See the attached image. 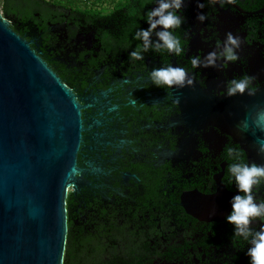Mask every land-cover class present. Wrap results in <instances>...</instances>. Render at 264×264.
Instances as JSON below:
<instances>
[{
    "label": "flooded vegetation",
    "instance_id": "af4514ba",
    "mask_svg": "<svg viewBox=\"0 0 264 264\" xmlns=\"http://www.w3.org/2000/svg\"><path fill=\"white\" fill-rule=\"evenodd\" d=\"M204 3L199 10L189 0L184 9L177 30L191 34L184 56L150 51L135 63L128 52L139 43L136 28L146 27L143 12L107 21L52 9L12 26L79 106L78 173L67 191L66 221L77 240L92 241L103 264H247L246 245L232 242L224 220L235 191L226 149L241 143L230 129L238 119L224 117L222 108L235 103L227 102L223 82L247 72L262 87L264 0ZM198 10L207 13L203 23ZM229 30L242 37L241 59L191 69L188 56L209 51ZM169 62L192 71L203 98L193 86L176 93L140 86L147 69Z\"/></svg>",
    "mask_w": 264,
    "mask_h": 264
},
{
    "label": "water",
    "instance_id": "95a60500",
    "mask_svg": "<svg viewBox=\"0 0 264 264\" xmlns=\"http://www.w3.org/2000/svg\"><path fill=\"white\" fill-rule=\"evenodd\" d=\"M227 102L235 103L222 110L238 119L230 129L240 148L264 163L257 142L264 131L255 124L264 83ZM245 121L247 130L238 127ZM81 131L73 94L0 13V264H63L65 200L76 183Z\"/></svg>",
    "mask_w": 264,
    "mask_h": 264
},
{
    "label": "clouds",
    "instance_id": "9594fccd",
    "mask_svg": "<svg viewBox=\"0 0 264 264\" xmlns=\"http://www.w3.org/2000/svg\"><path fill=\"white\" fill-rule=\"evenodd\" d=\"M210 3L235 4L236 0H209ZM150 7L142 13L145 26H139L132 34V39L139 41L128 52V57L135 63L143 62L145 54L167 53L171 56H184L188 49L187 43L191 39L190 33H178V29L186 22L183 14L189 0H150ZM196 8H205L204 0H195ZM197 11L195 19L203 23L208 19L205 11ZM242 37L229 30L222 38L215 41L214 47L207 52L197 50V53L188 56L191 69L224 68L230 62L241 59L240 49ZM143 83L141 87L154 86L166 92H178L195 83L192 71L179 64L163 63L153 66L139 77ZM257 75L242 73L226 78L223 82V92L227 97L253 96L260 88ZM179 102V97L175 101ZM256 126L264 131V107L256 112ZM239 128L247 130V122H241ZM258 151L264 153V138H258ZM230 163L226 165L228 183L235 191L228 199L229 209L224 215L226 223L232 226L230 239L233 243H243L244 255L247 264H264V195L259 194L264 187V163L247 161L242 150L229 146L226 149Z\"/></svg>",
    "mask_w": 264,
    "mask_h": 264
},
{
    "label": "trees",
    "instance_id": "16d2710c",
    "mask_svg": "<svg viewBox=\"0 0 264 264\" xmlns=\"http://www.w3.org/2000/svg\"><path fill=\"white\" fill-rule=\"evenodd\" d=\"M101 0H55L52 2L46 0H2L0 13L3 18L10 22V27L21 21H28L39 18L50 13L52 9L68 10L72 13H85L94 17L110 20H124L136 16L143 12L145 7L150 4V0H118L114 4V9L103 13L96 7ZM114 2V0H110ZM141 6V8L137 7ZM59 8V9H58ZM92 241L84 239L77 240V235L67 227L66 244L63 257V264H103V257L97 255Z\"/></svg>",
    "mask_w": 264,
    "mask_h": 264
},
{
    "label": "rangeland",
    "instance_id": "374dc122",
    "mask_svg": "<svg viewBox=\"0 0 264 264\" xmlns=\"http://www.w3.org/2000/svg\"><path fill=\"white\" fill-rule=\"evenodd\" d=\"M49 2L55 1V0H46ZM118 0H114V2H110V0H101L100 2L97 3L96 7L100 9L103 13L110 12L114 9V3ZM2 0H0V5H1Z\"/></svg>",
    "mask_w": 264,
    "mask_h": 264
}]
</instances>
